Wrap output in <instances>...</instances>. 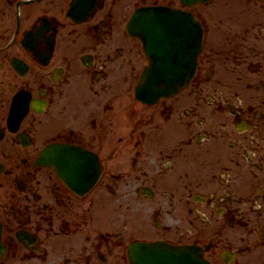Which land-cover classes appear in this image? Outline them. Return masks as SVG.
<instances>
[{
	"label": "flooded vegetation",
	"instance_id": "obj_1",
	"mask_svg": "<svg viewBox=\"0 0 264 264\" xmlns=\"http://www.w3.org/2000/svg\"><path fill=\"white\" fill-rule=\"evenodd\" d=\"M142 5L183 6L0 0V264H131L154 241L264 264V0L195 5L196 71L155 102L134 90ZM51 143L97 154L90 192L38 163Z\"/></svg>",
	"mask_w": 264,
	"mask_h": 264
},
{
	"label": "water",
	"instance_id": "obj_2",
	"mask_svg": "<svg viewBox=\"0 0 264 264\" xmlns=\"http://www.w3.org/2000/svg\"><path fill=\"white\" fill-rule=\"evenodd\" d=\"M189 1H191V0H189ZM163 76L169 77L173 81V85H169V86H165V87L161 88L160 93L167 92V91L170 92V91H172L174 89L173 87H175L176 85H178L180 83V78H179V80H177L178 79V74H177L176 71H173V69H168L167 71H157V75L155 76V79H154L155 82L157 83V88H158L159 83L161 81V78ZM146 77H147V75H146ZM146 84L152 85V87H153V84H152V82L150 80H147Z\"/></svg>",
	"mask_w": 264,
	"mask_h": 264
}]
</instances>
